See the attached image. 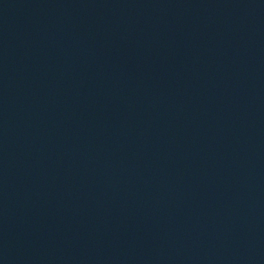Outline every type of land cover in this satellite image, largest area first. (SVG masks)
Returning <instances> with one entry per match:
<instances>
[{
  "label": "water",
  "instance_id": "obj_1",
  "mask_svg": "<svg viewBox=\"0 0 264 264\" xmlns=\"http://www.w3.org/2000/svg\"><path fill=\"white\" fill-rule=\"evenodd\" d=\"M0 264H264V0H0Z\"/></svg>",
  "mask_w": 264,
  "mask_h": 264
}]
</instances>
